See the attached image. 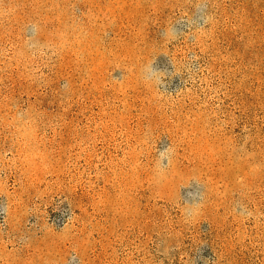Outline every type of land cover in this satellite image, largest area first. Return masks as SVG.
<instances>
[{
	"label": "rangeland",
	"instance_id": "374dc122",
	"mask_svg": "<svg viewBox=\"0 0 264 264\" xmlns=\"http://www.w3.org/2000/svg\"><path fill=\"white\" fill-rule=\"evenodd\" d=\"M0 264H264V0H0Z\"/></svg>",
	"mask_w": 264,
	"mask_h": 264
},
{
	"label": "clouds",
	"instance_id": "9594fccd",
	"mask_svg": "<svg viewBox=\"0 0 264 264\" xmlns=\"http://www.w3.org/2000/svg\"><path fill=\"white\" fill-rule=\"evenodd\" d=\"M165 151H168V149H165Z\"/></svg>",
	"mask_w": 264,
	"mask_h": 264
}]
</instances>
